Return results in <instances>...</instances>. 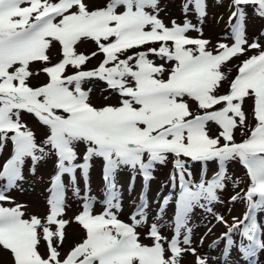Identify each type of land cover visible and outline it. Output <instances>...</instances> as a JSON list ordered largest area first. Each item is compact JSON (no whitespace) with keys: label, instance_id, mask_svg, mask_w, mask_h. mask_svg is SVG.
Segmentation results:
<instances>
[{"label":"snow or ice","instance_id":"6c2138e0","mask_svg":"<svg viewBox=\"0 0 264 264\" xmlns=\"http://www.w3.org/2000/svg\"><path fill=\"white\" fill-rule=\"evenodd\" d=\"M249 6L264 19V0H230L235 10L224 38L233 43H218L214 54L207 50L209 40L187 36L189 31L203 35L207 0H184L182 4L185 17L191 7L201 26L185 19L182 24L172 20L171 27L159 18L160 0H105L93 10L85 0H0V156L12 145L9 158L0 162V248L11 254L13 264H180L184 253L197 256L196 264H207V258L198 256L191 246V213L199 207L211 214V205L222 203L218 193L227 181L239 187L240 181L227 174V165L233 161L246 170L249 185L230 197L229 203L240 200L246 211L242 218L234 217L232 224L214 215L216 223L226 228L214 244L224 242L225 262L235 247L247 264H259L258 257L264 252V220L257 218L258 212L264 213V51L242 61L228 91L217 94L227 79L222 65L260 48L255 40L248 44L245 36ZM88 41L96 50L78 52V45ZM54 45L59 46L61 57L56 63L49 55ZM133 49L144 50L129 55ZM100 55L103 59L96 68L83 70ZM150 56L163 63L157 64ZM34 64L42 67L33 70ZM70 67L75 71L67 74ZM41 73L47 82L32 87L29 81ZM93 81L104 83V91L118 97V106H92V89L84 86ZM248 100L255 120L251 128L244 111ZM189 101L200 114H193ZM23 114L32 115L47 129L41 144L22 122ZM209 123L220 130L215 137L208 133ZM238 128L248 130L239 143L234 135ZM79 144L85 151L82 162L76 163ZM51 155L56 157V173L51 178L46 222L35 216L23 219V205L4 207V203H15L7 193L24 179L26 161L35 175L37 163ZM170 155L169 183L179 187L170 225L173 235L162 236L160 226L153 222L146 234L153 243L143 245L136 229L147 225L146 190L155 178V167L165 165ZM93 158L102 160L105 184L103 211L97 215L92 211L95 198L88 194ZM209 162L218 164L211 178L206 171ZM197 163L202 168L198 180L191 172ZM125 168L131 174L129 192L137 175L143 182L140 203L129 216L131 224L117 215L123 209L116 174ZM77 170L85 183V195L75 222L84 229L85 238L61 259L58 247L68 223L58 219L66 200L62 177H69L73 194L79 197ZM171 201L170 192L154 220H163ZM41 241L47 258L38 251Z\"/></svg>","mask_w":264,"mask_h":264},{"label":"rangeland","instance_id":"374dc122","mask_svg":"<svg viewBox=\"0 0 264 264\" xmlns=\"http://www.w3.org/2000/svg\"><path fill=\"white\" fill-rule=\"evenodd\" d=\"M56 2V0H52ZM184 0H160V8L162 9L159 13V18L163 23L171 27V21L175 20L177 24H182L185 19H188L192 24L201 26L198 24L197 17L190 7L188 10L187 17H185L182 11V4ZM88 5L89 10H93L96 7L103 6L105 0H85ZM26 6V5H25ZM235 9L230 7V0H222V3L217 4L215 0H207L206 16L204 17L202 29L203 35L200 36L196 31H189L187 36L190 38H202L209 40L210 44L207 46L208 51L216 53V48L218 43H226L229 46L232 45V39H225L224 37L229 33V17L232 11ZM246 20H245V36L248 44L253 43V41H258L260 44L259 49H252L245 52L244 55H238L232 58L230 61L226 62L221 67V71L225 73L227 79L223 81L221 88L218 90L217 94H225L228 91L230 81L235 78L238 71V66L242 61L250 58L253 55L258 54L259 51H264V19L259 18L253 13L251 6L246 8ZM234 22V21H233ZM152 47H158L159 45H151ZM96 50L94 43L88 41L81 43L77 47V51L84 54H90L92 51ZM144 49H133L128 54H132L134 51H139ZM49 55L51 57V62L56 63L61 57L59 53V46L54 45L50 51ZM124 58V57H121ZM103 56H97L92 58L84 66L83 70L94 69L98 66ZM154 59L157 64L163 63L155 57ZM42 67L41 64L32 65L33 70ZM170 67V65H166ZM75 69L71 67L68 69L67 74H72ZM167 77V73L163 78ZM47 82V77L41 73L39 77L32 78L29 83L32 87H38ZM85 90L91 88V94L89 97V103L96 107L101 108L107 105L118 106V97L110 91H104L106 85L100 81H93L85 84ZM107 97V99H106ZM187 99V98H185ZM190 110L193 114H200V110L197 108L194 102L189 101ZM220 107V106H217ZM252 101L248 100L245 103L244 111L248 115L247 127L251 128L255 125V120L252 116ZM22 122L25 123L30 130L35 133V139L37 144H41L42 141L47 136V129L40 125L38 121L30 114L22 115ZM218 126L214 123H209L208 133L210 136L215 137L219 132ZM243 132V134H242ZM235 142L239 143L245 139L248 135L247 128L236 129L235 130ZM223 143V141H221ZM12 149L11 143H9L3 150L2 156H0V162L6 160L10 156V151ZM79 159L76 163H81L83 159V154L85 151V146L79 144L76 148ZM172 160L173 157L170 155L168 161L165 165H157L153 172L155 177L149 182L148 188L146 190L147 199V225L138 227L136 229L139 235V242L143 245L151 246L153 241L146 238L148 233V225L156 222L160 226V233L164 237L171 238L173 233L171 231V223L174 214V203L178 198L179 187L178 185L173 188L169 183L170 172H172ZM55 155H51L44 160H41L35 166V175L30 172V161H26L23 167V177L24 179L18 182L17 187L12 189L7 195L15 203H4V207H15L16 205H23L21 209L24 213L23 219H30L35 216L39 218L42 222H46V217L49 214V206L47 204V199L50 196L51 189V178L56 173L55 168ZM218 170V164L216 162H209L207 165V177L211 178ZM191 172L194 179H199L202 174V168L200 164H194L191 166ZM227 174L232 180H239V187H234L231 180L227 181L226 188L219 192V198L222 203H214L211 205L213 212L209 214L203 208H196L191 213V220L189 227L192 228V247L196 249V253L200 257L207 258V264H247L245 260L242 259L241 254L237 248H232L227 261L222 259V252L224 248V242L221 241L219 246L214 244V241L221 235V233L226 231V228L214 220V215L219 214L227 220L228 224L233 223V218H242L246 211V204L238 200L235 203H229L230 197L236 193H242L247 189L249 185V178L246 175V170L237 162L233 161L227 165ZM77 184L80 190L79 197L73 194L72 188L69 185V177L65 175L62 177V183L65 185V206L64 213L58 217L67 221L66 227L64 229L65 238L63 244L58 247L60 252V258L63 259L65 254L68 253L75 245L82 242L85 238L84 229L75 222V217L82 212V197L85 195V183L81 178L80 171L77 170ZM131 174L128 169H122L116 174V186L118 190V195L120 201L122 202V211L118 212V219L124 223L131 224L132 221L129 216L133 213L137 205L140 203L139 197L142 192L143 182L139 175H137L135 181V187L131 192L128 190V185L130 181ZM2 183V182H0ZM90 192L88 193L91 197L95 198V205L93 207V215L100 214L103 211L101 202L105 199L103 190L105 188L104 181L102 179V160L99 158H93L91 161L90 168ZM166 185V186H164ZM164 186V187H162ZM172 193V201L170 202L168 209L163 217V220H154L159 204L162 202L163 197ZM159 194V195H158ZM258 222L264 220V213H257ZM211 222V223H209ZM167 225V226H165ZM211 227V232H208V228ZM52 230L55 231V225L52 226ZM202 239V243H201ZM234 239H239L234 237ZM167 247V245H165ZM38 251L41 256L47 258V251L43 241L39 245ZM197 256L191 255L190 253H184L183 257L180 259V264H196ZM259 264H264V252L260 253ZM0 264H13V259L11 254L0 248Z\"/></svg>","mask_w":264,"mask_h":264}]
</instances>
